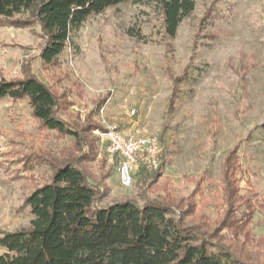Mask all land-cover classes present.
<instances>
[{"label": "rangeland", "instance_id": "obj_1", "mask_svg": "<svg viewBox=\"0 0 264 264\" xmlns=\"http://www.w3.org/2000/svg\"><path fill=\"white\" fill-rule=\"evenodd\" d=\"M195 1L173 39L156 3L109 8L53 65L37 23L0 26L1 74L36 75L81 135L45 130L26 100L0 101V235L29 228L27 198L80 161L102 205L167 202L237 258L264 264V0ZM110 128L158 138L160 177L138 180L140 163L125 188L99 142Z\"/></svg>", "mask_w": 264, "mask_h": 264}, {"label": "trees", "instance_id": "obj_2", "mask_svg": "<svg viewBox=\"0 0 264 264\" xmlns=\"http://www.w3.org/2000/svg\"><path fill=\"white\" fill-rule=\"evenodd\" d=\"M143 1L156 3L171 39L196 7L195 0H0V26L37 23L44 41L41 59L53 65L74 45L90 18L120 4ZM18 16H28L29 21ZM6 98L26 100L45 130L80 139L78 130L59 116L57 94L36 75L6 79L0 72V101ZM259 129L264 130V121ZM158 172L142 166L138 180H156ZM51 179L25 201L33 216L31 226L0 235V264H252L199 226L186 225L167 202L102 205L104 195L80 161L56 169ZM227 191L229 196L231 188Z\"/></svg>", "mask_w": 264, "mask_h": 264}, {"label": "built area", "instance_id": "obj_3", "mask_svg": "<svg viewBox=\"0 0 264 264\" xmlns=\"http://www.w3.org/2000/svg\"><path fill=\"white\" fill-rule=\"evenodd\" d=\"M99 142L112 161H116V172L121 184L130 188L134 183L133 171L143 163L154 171L162 168V147L158 138L142 139L123 129H105L99 132Z\"/></svg>", "mask_w": 264, "mask_h": 264}]
</instances>
